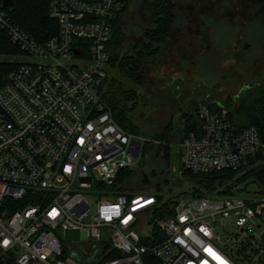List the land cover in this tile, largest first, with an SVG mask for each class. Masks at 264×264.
Here are the masks:
<instances>
[{
  "label": "built area",
  "instance_id": "2783aa9c",
  "mask_svg": "<svg viewBox=\"0 0 264 264\" xmlns=\"http://www.w3.org/2000/svg\"><path fill=\"white\" fill-rule=\"evenodd\" d=\"M121 11L119 0H51L59 33L39 44L0 7V31L20 52L0 88V250L16 264H84L74 256L95 246L97 264H259L264 244L253 248L249 237L260 252L247 257L236 234L223 241L215 225L230 220L244 231L264 213V190L165 202L158 192L124 186L122 174L139 168L150 140L126 131L103 97ZM197 114L198 131L179 144L185 170L250 171L264 149L258 129L239 130L223 105L201 104ZM69 230L84 232L89 244L65 243Z\"/></svg>",
  "mask_w": 264,
  "mask_h": 264
},
{
  "label": "rangeland",
  "instance_id": "374dc122",
  "mask_svg": "<svg viewBox=\"0 0 264 264\" xmlns=\"http://www.w3.org/2000/svg\"><path fill=\"white\" fill-rule=\"evenodd\" d=\"M140 1H132L123 20L127 40L132 42H136L145 26L138 13ZM177 13L181 18L169 42L149 65L144 85L136 87L137 94L143 98L128 114L138 134L151 142H154L153 135L162 133L169 123L173 122L176 127L179 137L170 144L167 161L159 159L155 163L151 154L141 158L139 163V166L144 165L141 172L149 177V182L140 189L162 194L165 202L169 196L177 197V200L182 195L192 199L204 193L197 192L198 185L184 175L185 168L180 160L182 134L178 124L182 122L184 111H188L191 104L199 105L207 99L226 104L245 86L257 83L264 86V0H178ZM16 56L17 53L1 54L0 60L10 61ZM19 60L32 61L25 57ZM105 69L109 75L106 83L111 78H123L109 64ZM152 169L158 173L155 178L150 177ZM235 176L233 182L242 174ZM134 181L140 182L137 178ZM262 190L264 184L256 177H249L234 183L226 195L254 198L260 196ZM209 195L213 196L214 192ZM215 226L223 241L236 234V239L242 242L253 237L257 243L253 248L264 244V213L253 218L244 231H239L230 220L218 221ZM250 226H253L252 231L247 230ZM143 235L149 236L146 232ZM102 237L109 241L108 229H103ZM64 242L74 247L89 244L81 230L67 231ZM99 251V246L91 253L81 250V262L97 264ZM260 253L264 258V251Z\"/></svg>",
  "mask_w": 264,
  "mask_h": 264
},
{
  "label": "trees",
  "instance_id": "16d2710c",
  "mask_svg": "<svg viewBox=\"0 0 264 264\" xmlns=\"http://www.w3.org/2000/svg\"><path fill=\"white\" fill-rule=\"evenodd\" d=\"M50 1L14 0L15 9L8 10L3 7V0H0V7L15 24L28 33L36 42L44 44L59 33L58 22L49 16ZM82 1L95 2L97 0ZM119 1L122 11L113 23L112 37L107 49L110 52L113 51L110 54L109 65L113 69H117L123 78H111L107 83L105 81L102 91L115 120L126 131L138 134L137 127L131 123L128 117V114L135 110L139 101L143 98L137 94L136 87L144 85L149 65L164 50L181 15L177 13L178 0H141L138 13L145 26L143 31H140L136 42H132L127 40L128 35L123 30V20L133 0ZM12 53L20 55L18 48L10 44L8 38L0 31V55ZM17 65V63L0 60V88L4 85L8 73ZM202 104H206L215 110L218 109L219 105H223L229 111L231 121L239 130L242 131L250 127L257 128L264 145V86L261 84L245 86L239 95L230 98L226 101V104L209 99ZM200 105L191 104L188 111H184L182 122L178 124L182 134L179 141H182L189 133L198 131L200 120L197 110ZM175 128L173 122H171L162 133L154 134V142L150 141L146 144L143 157L146 158V156L152 154L155 163L159 159L167 161L170 153L169 146L175 138L179 137ZM252 164L254 167L234 182L233 179L238 173L223 172L200 175L185 170L184 175L198 185L196 191L204 192L203 195L215 193L218 190V194L226 195L234 183L236 184L245 178L256 177L264 184V149L258 154L256 159L252 160ZM141 168H144V165L122 174L125 178L124 186L131 192L142 190L140 187L149 182L148 175L146 180L144 171L141 172L140 170ZM157 176V171L152 169L150 177L155 178ZM135 178L139 179L140 182L136 183L134 181ZM163 205L165 209H171L168 204L163 203ZM250 246V240L243 242L239 247V251L245 253L247 257L249 256L247 254L248 250L254 254L259 253L258 249L250 248ZM0 264H16V262L14 257L0 250ZM259 264H264V259H260Z\"/></svg>",
  "mask_w": 264,
  "mask_h": 264
},
{
  "label": "water",
  "instance_id": "95a60500",
  "mask_svg": "<svg viewBox=\"0 0 264 264\" xmlns=\"http://www.w3.org/2000/svg\"><path fill=\"white\" fill-rule=\"evenodd\" d=\"M3 7H5L8 10H14L16 7V4L14 2V0H3ZM144 178L147 180V175L144 174ZM99 254V253H98ZM76 259L82 261L80 255H75L74 256Z\"/></svg>",
  "mask_w": 264,
  "mask_h": 264
},
{
  "label": "crops",
  "instance_id": "0c3cea01",
  "mask_svg": "<svg viewBox=\"0 0 264 264\" xmlns=\"http://www.w3.org/2000/svg\"><path fill=\"white\" fill-rule=\"evenodd\" d=\"M180 89V88H179ZM181 90V89H180Z\"/></svg>",
  "mask_w": 264,
  "mask_h": 264
},
{
  "label": "snow or ice",
  "instance_id": "6c2138e0",
  "mask_svg": "<svg viewBox=\"0 0 264 264\" xmlns=\"http://www.w3.org/2000/svg\"><path fill=\"white\" fill-rule=\"evenodd\" d=\"M210 251V250H209Z\"/></svg>",
  "mask_w": 264,
  "mask_h": 264
}]
</instances>
